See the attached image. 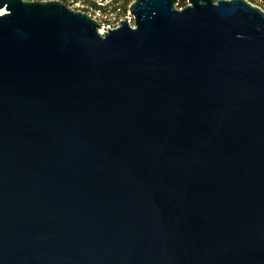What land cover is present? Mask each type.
I'll list each match as a JSON object with an SVG mask.
<instances>
[{
	"label": "water",
	"instance_id": "1",
	"mask_svg": "<svg viewBox=\"0 0 264 264\" xmlns=\"http://www.w3.org/2000/svg\"><path fill=\"white\" fill-rule=\"evenodd\" d=\"M177 6L0 0V264H264V14Z\"/></svg>",
	"mask_w": 264,
	"mask_h": 264
},
{
	"label": "built area",
	"instance_id": "2",
	"mask_svg": "<svg viewBox=\"0 0 264 264\" xmlns=\"http://www.w3.org/2000/svg\"><path fill=\"white\" fill-rule=\"evenodd\" d=\"M23 1H61L74 11H79L87 15L97 24V33L104 36L110 31L119 29L122 24H126L134 29V18L129 7L134 0H23ZM178 1V0H177ZM219 1V0H214ZM248 5L256 8L264 14V0H243ZM179 3V2H178ZM188 5V0H185Z\"/></svg>",
	"mask_w": 264,
	"mask_h": 264
},
{
	"label": "trees",
	"instance_id": "3",
	"mask_svg": "<svg viewBox=\"0 0 264 264\" xmlns=\"http://www.w3.org/2000/svg\"><path fill=\"white\" fill-rule=\"evenodd\" d=\"M179 4H181V8L185 7V0H178Z\"/></svg>",
	"mask_w": 264,
	"mask_h": 264
},
{
	"label": "rangeland",
	"instance_id": "4",
	"mask_svg": "<svg viewBox=\"0 0 264 264\" xmlns=\"http://www.w3.org/2000/svg\"><path fill=\"white\" fill-rule=\"evenodd\" d=\"M185 6H186V5H185ZM177 9H178V10H181V9H182V8H181V4L178 3Z\"/></svg>",
	"mask_w": 264,
	"mask_h": 264
},
{
	"label": "bare ground",
	"instance_id": "5",
	"mask_svg": "<svg viewBox=\"0 0 264 264\" xmlns=\"http://www.w3.org/2000/svg\"><path fill=\"white\" fill-rule=\"evenodd\" d=\"M2 13H3V11L0 12V14H2Z\"/></svg>",
	"mask_w": 264,
	"mask_h": 264
}]
</instances>
